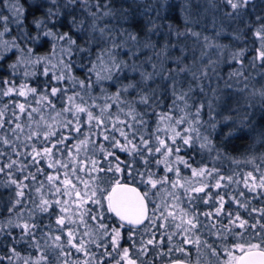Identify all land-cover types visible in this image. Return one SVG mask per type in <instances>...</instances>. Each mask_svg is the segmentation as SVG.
I'll return each instance as SVG.
<instances>
[{"label": "snow or ice", "instance_id": "snow-or-ice-1", "mask_svg": "<svg viewBox=\"0 0 264 264\" xmlns=\"http://www.w3.org/2000/svg\"><path fill=\"white\" fill-rule=\"evenodd\" d=\"M46 0H38V2L31 6L32 10L39 11L43 8ZM121 7L118 9L122 13V19L124 21L135 22L137 13L135 10L129 12L128 9L123 8L124 3H128L129 0H119ZM134 2V0H133ZM51 3L56 7V11H53L52 7H49L46 11L47 19L35 20L34 23L38 29L44 28L48 22L54 16L59 20L60 7H63L68 11V15L84 10L88 16L91 17V31L87 33L88 39L86 41L88 47H78L77 40L70 35L69 32L54 33L51 30L45 31L43 35L45 37H53V52L52 55L56 54V48L58 42H65L66 47L60 48L61 55H72V49L77 47L78 54L88 53L91 55V48L98 46L100 43L107 44L108 41H112L113 48H120L123 45L115 44V36L113 28L108 25L100 26L99 21H102L104 17L112 15L113 0H64L63 5H58L57 0H51ZM79 5V7H77ZM4 7L9 8L12 12V16L15 18L13 21H9V17L0 15V22H3L5 27L4 31L0 32V36L4 35V32L8 31L7 24L9 22L16 23L19 25L20 19L24 13V8L18 3V0L14 4H10L8 0H5ZM216 7L217 5H213ZM95 11H92V8ZM172 5H168V8H172ZM219 7L227 9L223 12V15L229 20H237L245 22V27L251 32L253 44H258L255 48L254 54L249 59L245 53L247 49H239L231 53V60L239 63L240 67L229 73L230 77L237 78V84L243 81L244 87L238 88L236 92L229 91L227 96L229 99L234 98L240 93L247 92L248 81L251 79V73L245 75L248 67L253 70L260 69L256 72V75L261 79H264V0H219ZM165 8V3L161 0H157V6H149L146 12H156V17L152 18L149 23L152 27L148 29L149 32L157 28L155 23L156 18L160 17L161 12ZM85 21L82 19L79 22L73 16L70 21V25L77 27L80 32H84L81 27ZM132 24L129 25L131 27ZM171 27V26H169ZM27 34L25 33V36ZM119 35L125 37L127 40H131L139 45V37L128 29H121ZM177 37H195L199 40L200 33L187 30L184 33L177 32ZM237 35L235 39H240ZM39 37H32L33 42L37 41ZM208 38L205 37V45H207ZM247 43V41H245ZM18 45H11V48H18ZM144 48H152L155 50V45L145 43ZM173 48L177 45H172ZM11 48L5 44L4 51H10ZM113 48H102L101 55L97 56L98 62H103L102 56H109L110 66L106 69L109 75L105 77L97 76V79H113L112 73H119L127 71L131 68L132 71H140L146 63L152 62V57H147L145 61H141L140 64L136 63V59H133L131 65L126 62L118 61L115 56H112ZM168 45H165L164 49L156 51L157 57H163L160 64V74L164 76V79L171 80V93L172 100L171 104L168 105L169 111L157 114V127L148 134L145 138V131L148 128V122L143 118L136 120L135 109L129 107V111L126 115L132 117L131 121H125L116 117L111 119L107 115L111 104L105 103L103 106L93 103L88 104L83 97H80L79 92H74L72 95H67L68 89L60 86H50V82L45 81L46 90L38 93L37 88L28 87L27 85H21L17 88L15 85L8 86L10 82L5 79L0 81V84L6 87L0 88V96L10 97L13 93H16L21 97H28L29 94L35 95L36 107H32L31 103L25 100L23 103L13 104V119H7L5 113L8 110L9 105L5 104L4 108L0 110V131L10 133L15 137L17 141H21L22 147L31 148V151L20 152L18 146L12 139H9L8 134L0 135V145L10 146L11 152H5L0 150V158L7 157V163H0V174H5L7 180H0V188L8 189L12 186L15 187L14 194H10L7 198L8 206L7 210L12 213L18 205L28 204L29 202L33 205L32 209L27 210V218L23 215L24 209L16 214V220L9 218L6 222L0 223V237L4 240H8L12 245L10 247L11 255L7 257H0V260L7 258L11 264L12 258L15 257L18 261H22V264H51L48 257V252L54 254L56 264H109V261L113 264H153L151 259L146 258L150 255L152 249L159 248L163 244V240H157V233L152 231V228L157 227V222L152 218L155 215L157 209H161V205H157L156 209H153L152 216H149L147 205L145 203L148 193L145 192L141 195L135 188H128L127 185L121 184L119 180L113 184L111 191L108 192L107 196H103V191L100 187L101 184L106 183L107 173H119L122 171L120 167V157L116 156L114 151L106 148L104 143L101 142L99 147H96V140L92 137L97 135L103 137V141H108L111 144V149L119 148L121 152H127L130 156H139L144 162V171L140 172L141 183L151 185L152 189H156L158 185H163L168 182L167 177H163L159 180L154 179V173L149 169L151 163V157L156 153H161L165 160L175 152L176 162L184 165L185 168H191L192 179L181 183L179 177L180 169H172L166 164L165 171H175L177 173V179L171 181V188L173 191L167 195L171 197L172 203H165L162 206L161 217L166 221L167 224H175V228L178 230L172 234H169L167 240L169 243L173 242V236H182L183 239L179 244L169 247L167 252H157L156 256L160 257L163 255H171L173 252H180L187 255L186 245H201L211 249L212 254L215 255V248L209 245L206 240H201L199 236L195 240L191 239V236L196 233L207 232L209 236L218 235L221 239L227 235H239L243 236L246 234L248 229L253 230V235H259L261 243L264 244V206L256 208L251 206V200L255 197L246 196L241 191L239 195L229 194L228 189L233 183H243L244 187L248 189V193H255L260 198L261 204L264 205V170L261 169L260 165H256L253 171H249L243 175V179H240V173L233 171L231 175H223L220 169L215 166L209 168L207 165L192 168L188 160L179 156L178 153L181 149L187 147L189 150H196L197 142H199V149L201 151L207 150L209 153L216 151V157H210L215 165L216 161L221 157L230 158L220 149H218L211 141L209 135H202L200 132V126H210L212 131L221 136V143L227 144L228 142L235 139H243L256 129V125L249 126V116L243 117L239 123L242 127L231 128L229 131L220 133L217 132V127L221 129L228 128L229 123L235 125L237 122L230 116H223L222 119L217 120V117L221 115L220 111L216 110V105L211 99L205 101L207 97V88L211 84L210 76L215 74L209 73L208 68L214 65V61L209 60L207 64H202L201 67H197L198 63H202L203 57L206 55L201 52V56L197 58L194 54L192 56V63L181 67L183 61L188 60V56L185 55L187 51L186 47L180 46V55L172 57L169 53L167 56L164 55ZM31 53V49H28ZM140 51V48H137ZM125 55L130 58H137L136 52L131 49L128 50ZM141 55L143 53L141 52ZM6 58L3 52H0V60ZM50 59V57H37V62L41 60ZM171 59L175 65L174 68L167 69L165 73L163 71V61ZM243 60H247L248 63H243ZM16 63L9 65L16 70L18 64ZM64 69L71 72V64L60 61ZM56 65H53L55 68ZM154 70L157 69V65L152 63ZM96 64H93L95 70ZM49 68L46 65L44 75L47 76ZM181 73L185 74V78L190 77V83L188 85V91L182 90L183 81L180 79ZM32 75V73L25 72V76ZM141 80H150L153 74H145L140 71ZM67 79L71 82L72 86L78 83L81 89H91L92 84H85L83 80H77V78L68 75L65 76L63 72L60 75H56L53 72L52 80L64 81ZM209 79V85H204L202 82ZM193 83L199 88L200 93H204L201 100L204 102L198 105H189L188 101H195L196 97L192 95ZM259 83V81H257ZM224 87L231 90L233 85L225 82ZM128 89H137V85L129 83L124 87L123 90L117 91L111 97H105V100H112L115 102L119 101V96L122 92H127ZM212 96L216 97L217 88L211 89ZM259 95L264 99V84L259 89ZM165 96H167V89L165 90ZM66 98L65 106L57 111L52 98ZM80 97L81 103L76 102V98ZM137 98L139 104L150 107L154 112L160 103H166L161 101L156 96V90L146 93L137 91ZM219 99V97H216ZM10 103H12L10 101ZM183 104V108H181ZM195 107V113L186 112L185 115L175 116L172 114L173 110L183 112L185 109ZM45 108L55 112V116L51 117V123L48 122V118L45 116ZM94 108H99L100 115H96L93 111ZM206 109L208 120L203 121L200 119L202 111ZM223 109L233 111V107L229 104L228 100L223 101ZM18 110V111H17ZM119 111L123 112V108H119ZM238 111V109H236ZM39 115V120L35 119V115ZM64 114H70L71 119H67ZM83 114V116H82ZM27 117V124L22 123L23 117ZM192 116L194 118L189 119ZM64 117L63 119H58ZM86 117V118H85ZM109 120H111V127H109ZM169 122L166 129H161L160 124L163 122ZM15 124L14 127L6 128L5 125ZM53 124H58L60 128L67 129L68 134L65 135L60 133L59 138L53 142L52 138L57 136V130L53 128ZM187 124V127H183ZM35 125V129H33ZM84 125H87L85 131ZM28 128V133L25 134V127ZM178 127L182 128V131L177 130ZM261 129H264V124L260 125ZM247 128V131L245 129ZM95 129V131H94ZM161 131H164L165 136L159 135ZM73 133L75 136H73ZM115 133L119 134V137L123 138L124 143L121 144L119 138ZM83 136V139H78L76 143L69 146L66 141L69 139H76L79 136ZM42 136V139H41ZM137 136L139 139L137 140ZM35 138V142L33 140ZM177 138L182 143L177 145ZM260 141L264 142V131L260 132ZM169 141L171 143H169ZM37 144L43 145L42 149L37 148ZM91 147L92 156L88 155ZM104 153V158L114 157L117 163L114 166H110L107 169L98 167V161L94 158L96 152ZM67 152V157L63 156V153ZM11 153H15L17 159H12ZM59 154L62 158H56ZM83 154V159L80 157ZM31 157L27 162L19 159L20 156ZM48 161V168L55 171L56 174H46L45 169L39 167L41 161ZM261 160L264 161V155L261 156ZM165 161L157 160L156 163L160 164ZM253 160H249L248 163H252ZM233 163L238 164V160H233ZM36 166V172L29 170V166ZM59 166V167H57ZM125 168L129 170V174L133 175L135 179V172L137 171L131 165H125ZM60 169H63V178H61ZM259 173L257 177L254 175ZM14 173H19L23 178L17 179L14 177ZM26 173V174H25ZM44 175V180H37V174ZM80 173H85L87 179H84ZM104 173L105 175H100ZM147 179H143L144 176ZM206 178L215 179L214 184L207 182ZM30 181V183H25ZM75 181V182H74ZM197 182L201 186H194ZM79 185H83L80 188ZM177 188L184 189L183 197L176 193ZM97 193L101 195L98 196ZM125 193H132L134 197H128ZM203 194V195H201ZM51 197L53 198H49ZM227 195V200L225 196ZM63 197V198H62ZM186 198V199H185ZM38 201V202H37ZM107 202L106 211L114 213L115 216L119 217L121 224L119 227L109 229L104 224L105 213L102 210L94 211L93 208L88 205H97L100 209H103L104 202ZM203 203L205 207L211 208V211H196L193 205ZM4 200L0 199V204H3ZM185 204V206H181ZM235 204L236 209L226 211V207L231 208V205ZM218 205V206H217ZM58 208L59 212L54 213L51 209ZM243 209L247 213V219L242 218V214L239 211ZM45 213L49 217V222L44 224L40 222L39 217L36 213ZM55 214L54 224L51 222V217ZM203 217L204 219H201ZM227 220V224L222 221ZM254 222L250 223V221ZM176 221H179L178 223ZM146 222L151 224V228L146 225ZM127 225V228H125ZM166 225L161 224L159 228H164ZM143 227L144 232H151V238L141 239L139 241V247L137 248L136 243L133 242L128 247L121 248L122 233L121 228H125L128 233V239L133 240L139 233V229ZM45 228L47 231H45ZM12 229H19V235L13 234ZM241 230L237 233L235 230ZM102 233L103 237H110V240L99 238ZM160 236L163 237L164 233L161 232ZM41 241H44L43 245ZM3 241H0L2 244ZM27 244L28 248L36 249L40 255L38 258H33L31 255L21 256L16 251L15 245ZM95 246L97 251H92V246ZM241 252L239 257H232L234 264H264V251L254 252L252 249L259 247V245H250L249 248H245L242 244L235 246ZM83 255V259L77 257L73 259V251ZM231 255V253H230ZM135 256V258H133ZM173 264H181L179 261L173 262Z\"/></svg>", "mask_w": 264, "mask_h": 264}, {"label": "rangeland", "instance_id": "rangeland-1", "mask_svg": "<svg viewBox=\"0 0 264 264\" xmlns=\"http://www.w3.org/2000/svg\"><path fill=\"white\" fill-rule=\"evenodd\" d=\"M133 2V0H131ZM139 3L137 4V6H146L149 7V0H136V2ZM4 2L5 0H0V15L3 16H7L9 17V21H13L15 18L12 16V12L9 10V8L4 7ZM8 2L10 4H14L16 2V0H8ZM161 2L165 3V8L163 11L166 12H173L174 14L171 16H169L168 18H164V20L159 19V21L155 22L156 25L159 26V28L157 27L156 29H154L153 31L149 32L148 29L152 27L151 23H149L148 21H144V23L142 22V25H144V33L141 32H137L135 29L130 30V32H132L133 34L137 35L139 37V45H137L136 43H134L131 40H127L125 37L122 36V38H120L117 34H115L113 32V35L115 36V44L116 45H123V47L120 48H113V44L112 41H108L107 44L104 43H100L98 46H93V52H91V55L89 56L88 62L89 65H91L87 70L88 76H89V81L86 82V80L83 78H78L75 75V66L74 64H76V62L73 60V57H75L76 55V49L75 47L72 49V55L68 56V55H61L60 53V48L62 47H66V43L65 42H58L57 44V48H56V54L53 56L52 52H53V37H45L44 35L39 36L40 34H35V33H26L27 35L25 36V31L24 29H21V25L26 26V24H30L32 25L35 29H38L34 23L35 20H39V19H47L46 16V11L43 8H49L52 7L53 11H56V7L52 6L51 4V0H46V3H44L43 8L40 11H37V13H32V14H25L23 13L21 19H20V23L19 25H17L16 23L13 22H9L7 24V28L8 31L4 32L3 36H0V52H3L5 56L10 57L12 56V54H14V52L16 53V48H11V45L15 44L20 46V57H18V60L20 61L19 64H23V72H21L22 70L19 71V73L15 72L16 75H18L17 78H12V77H5L4 79H0V81H3L5 79H7L10 84L8 86L11 85H15L17 88H19L21 85H27L28 87H33V88H37L38 89V93L40 91H44L46 90V85L45 84H40V85H36L35 82H32V80H30L29 76H25V72H30L33 74V71H35L36 69L40 70L44 73L45 71V66L47 65L49 68V73L47 75V78H49L50 82V86H60L63 88H67L68 92L67 95H72L74 92H79L80 93V97H83L85 101H87L88 104H92L93 103V98L95 100V104L97 105H101L103 106L106 102L108 101H112V100H105V97H111L114 94L117 93L118 89L122 90L121 87L119 85H115L114 84V79L122 74L128 73L131 70V68H129L127 71H123V72H119V73H112L113 79H97V76L99 75L100 77H105L107 75H109V73L107 71H105L104 69L108 68L110 66L109 63V56L108 55H103L102 56V60L103 62H98L97 61V56L101 55V49L108 47V48H113L111 55L115 56L116 59L118 61H123V62H131L130 65L133 62V59H136V63L140 64L141 61H145L147 57H152V62L151 63H146V64H150L152 65V63H155L157 65V61L155 60H159V62H161V60L163 59V57H157L156 56V51L164 49L165 45H168V48H172V49H176L174 54L171 53L172 57L177 56V53L180 55V51L179 48L180 46H184L186 47L187 51L185 52V55L188 56V60L183 61V63L181 64V67H184L187 64H191L192 63V56L193 54L199 58L201 56V52L205 53L206 55L203 57L202 59V63H198L197 67H201L202 64H207L209 60L214 61V65L210 66L208 68L209 73L213 72V68L215 69V74H212L210 76V80H211V84L210 86L207 88V92H211L212 88H217V93H216V97H220L221 94H223L224 92L228 93L229 91L232 92H236L238 88H243L244 84L243 81H241L239 84H237V78L236 77H230L229 73L236 71L240 65L239 63L231 60V53L234 51H238L239 49H247L245 55L250 59L251 55L254 54L255 48L258 47V44H253L252 40L254 39L251 36V32L248 31V29L245 27V22H240L237 20H229L227 19L224 15L223 12L227 11V9L224 8H220L219 7V0H161ZM183 2L184 7H183ZM18 3L23 6V2L21 0H18ZM94 3V1H93ZM155 4H157V0L154 1ZM166 3H168V5H172L173 7L170 9H166V6H168ZM217 5L216 7H214L213 5ZM151 6V4H150ZM186 6V7H185ZM79 7V5L77 6ZM24 8V6H23ZM92 11H95V8L93 7L91 9ZM178 12V13H177ZM165 13V12H164ZM177 14V15H176ZM73 16L77 19V21L79 22L80 20H91V17L88 16L86 11H82V12H75L73 13L71 16H65L62 13L59 14V20H48L46 26L44 28H40L38 29L39 31H37L38 33L45 32L48 30L53 31L54 33H63V32H69L70 35L73 36L74 39L77 40V46L81 41V38L83 37L85 39V41H87L88 36H85V32H80L77 27H73L70 25V21L73 18ZM176 18H174V17ZM65 17V18H64ZM162 17V16H161ZM149 18V17H147ZM92 21V20H91ZM104 22H100L99 25L102 27L104 25H108L110 28H115V26H119V28H122L124 26V22H115L113 20H103ZM89 25L91 26V22L89 23ZM171 26V27H169ZM232 26V27H231ZM4 23L0 22V32L4 31ZM88 26H85V28H87ZM23 28V27H22ZM187 30H191V31H195L200 33V39H201V46L200 47H196V48H191L190 47V39L193 37H177L176 33L180 32V33H184ZM234 30V31H232ZM85 31V29H84ZM239 35L241 38L240 39H235V37ZM39 37V39L35 42H33L31 40L32 37ZM205 37L208 38L207 40V45H205ZM223 38H226V40H224ZM28 40V41H25ZM247 41V43L245 42ZM144 42V43H143ZM151 43L153 45H155V50L152 48H144L143 45L145 43ZM26 43V45L24 46L23 44ZM7 44L11 50L10 51H4V45ZM23 45V46H22ZM31 45L35 46L32 47ZM50 45V47H49ZM172 45H177V47L173 48ZM140 48V51H137V48ZM28 49H31V53L28 51ZM52 51H51V50ZM131 49L133 52H136V57L130 58L129 56L125 55V53L128 52V50ZM50 50V54L48 53ZM18 52V51H17ZM141 52L143 53V55H141ZM18 54V53H17ZM25 54V55H24ZM31 54V55H28ZM169 53L167 52V50L165 51L164 55L167 56ZM178 55V56H179ZM50 57V59H46V60H41L39 62H37V57ZM157 58V59H156ZM17 59V57H16ZM64 61L65 63H69L71 64V72H68L67 69L63 68V65L60 64V61ZM165 62V63H164ZM96 64V68L95 70L93 69V64ZM243 63L247 64L248 61L247 60H243ZM53 65H56L55 68H53ZM78 68H81V70L83 72H85V67L82 65H77ZM175 65L172 63L171 59L168 60H164L163 61V71L166 73L167 69L169 68H174ZM3 70H5L6 72L9 71L8 67H3ZM260 71V69L257 70H253L251 67H248L245 75H247L248 73H251V81L257 86L260 87L262 84H264V79H261L259 76L256 75V72ZM36 72V71H35ZM53 72H55L56 75H60L62 72L65 76L71 75L75 78H77V80H83L85 82V84H92L91 89H81L79 84L77 83L75 85V87L72 86L71 82L68 81L67 79H65L64 81H55L52 80V75ZM182 77L184 80L181 87L183 91H188V85L190 83V77L185 78V74L181 73ZM257 81H259V83H257ZM105 82H107L108 84H110V86H104V84H106ZM225 82L231 83L233 85L232 89H226L224 87ZM204 85H209V79H206L202 82ZM96 84L98 87H100V89L98 90L96 87ZM99 84V85H98ZM171 84L172 81L170 80L167 84L162 85L159 92L156 94V96L159 97V99L161 101H165L166 103H160L158 105V107L155 109V112L153 110L149 111L146 107V109L143 111H139L136 112V108L134 106V102L133 100H135L136 102L138 101L137 98V92L135 94H127V92H122V94L119 96V101L121 102L119 105L117 106H113L112 108L110 107L108 110L107 115L109 117H111V119H115L116 117H119V119L121 120H125V121H130L132 120V117L126 115L129 111V107H133L135 109V114H140L139 119L143 118L145 119L149 125L153 124L154 129L157 127V114L162 113V112H168L169 111V107L168 105L171 104V98H172V93H171ZM6 87L3 84H0V88ZM167 89V96H165V90ZM133 90V89H132ZM137 90V89H136ZM137 91H142V92H146L147 90H137ZM149 93V92H148ZM192 95L196 97L195 101L193 100H189L188 103L189 105H193L196 104L198 105L199 103L203 102L201 100V97L204 96V93H200L199 88L195 86V84L193 83V92ZM80 97L76 98V102L77 103H81V99ZM213 97V96H212ZM216 97H213V101L218 100ZM0 98L2 99V101L0 102V110H2L4 108L5 104H8V110L5 113V117L7 119H13L14 117L12 116V112H13V104L14 103H23L25 102V100L27 99L28 102L31 103L32 107H36V103H35V95L33 94H29L28 97H21L18 96L16 93H13L10 97H3L0 96ZM236 101L239 103L238 104V108H236V106L234 105L233 107V111H228V110H224L223 113H221V115L219 116V119H222L223 116H229V113H236L237 110L239 109V112L246 114L247 116L253 117L255 112L259 118L261 112H264V99H262L259 96L256 97H251L249 95V92L247 90V92L244 93H240L238 95L235 96ZM53 103L55 104L56 110L59 111L61 110L65 104H66V98L65 97H60V98H52ZM10 101L12 103H10ZM145 106V105H144ZM119 108H123V112L119 111ZM181 108H183V104H181ZM187 110H189L191 113H195V107H190L189 109H185L183 112L180 111H176L173 110L172 114L175 116H180V115H185L186 112H188ZM206 110V109H205ZM204 110V111H205ZM221 110V109H220ZM18 111V110H17ZM94 113L96 115H100V111L99 108H94L93 109ZM204 111H202L201 113V117L200 119L205 121V113ZM251 115H248L249 112H251ZM221 112V111H220ZM45 116L48 118V122L51 123V117L55 116V112L51 111L50 109L45 108L44 110ZM207 113V112H206ZM35 115V114H34ZM67 115V119H71V115L70 114H66ZM83 116V114H82ZM245 116L242 117H238L235 118L234 120H236V124L232 125L229 124V128L231 129L232 127L235 128H239V121ZM39 115H35V119L39 120ZM64 117H59L58 119H63ZM86 118V117H85ZM136 118V116H135ZM194 117L190 116L189 119H192ZM130 119V120H129ZM136 118V120H139ZM208 119V116H207ZM22 123L27 124V117L24 116L23 119L21 120ZM169 122L165 121L163 123L160 124V128L161 129H166L168 127ZM15 124L13 123L12 125H5L6 128L8 127H14ZM109 127H111V120H109ZM183 127H187V124H185ZM53 128H55L57 130V136L53 137L52 140L53 142H55L56 139L59 138L60 133H63L65 135L68 134V130L67 129H62L59 127L58 124H53ZM208 129L209 130V126H204L201 125L200 126V132L202 135H207L205 132L203 131V129ZM33 129H35V125H33ZM84 129L85 131L87 130V125H84ZM206 129V130H207ZM229 129V130H230ZM177 130L182 131L181 127H178ZM228 130V129H227ZM226 130V131H227ZM25 134L28 133V128L27 126L25 127ZM95 131V129H94ZM219 131V130H218ZM217 131V132H218ZM261 131H264V129H261ZM151 132H148V134ZM3 134H8L9 139H12L14 141V143L17 144L18 146V150L20 152H25V151H31V148H25L20 146L21 145V141H17L15 139L14 136H12L10 133H5L0 131V135ZM114 135L117 136V138L120 139L121 144L124 143L123 138L119 137L118 133H115ZM159 135H161L162 137L165 136L164 131H161L159 133ZM213 135V137L215 136V138L211 139L212 143L218 148L220 146V139L219 137L213 132V134H211V136ZM73 136H75V134L73 133ZM94 140H96V147L98 148L100 143L103 142L104 146L108 149H110L111 151H114L116 156L120 157V161H122V163H120V167L122 168V171L119 173H107L106 174V179H107V183H105V186L100 185V187L102 189H105L103 191V196H107L109 190L111 189V187L113 186V184H115V182L117 180H119L120 182H125V183H129V184H133L136 187H138L140 189V191L144 194L145 192L148 193V197H147V201L149 202V216H152V212L153 209L157 208V205H161V209H157V211L155 212V215L152 216V218L154 220H156L157 222V227L156 228H152V231L156 232V239L157 240H163V244L156 249H152L150 251V255L146 258H141V259H151V261L153 262V264H164L166 261H163L165 256H167V259L172 255H163L160 257L156 256L157 252H167L169 247H173V245L175 244H179V242L183 239L182 236H173V242L169 243L167 240V237L169 234H172L176 231H178L175 228V224H167L166 221L161 217V210H162V206L167 203V204H171L172 200L171 197L168 196L167 194L172 190L171 188V181L176 180L177 177V173L173 170L171 172H167L165 171V167L166 164L168 166H170L172 169H176L179 168L180 172H179V177L181 178V183H185L186 181H189L192 179V172H191V168H185L184 165L179 164L176 162V153L174 152L172 156L167 157V159L165 160V157L161 154V153H156L154 156H152L151 159V163L149 164L151 166V171L155 174L154 175V179H161L163 177H167L168 178V182L166 184L163 185H158V187L156 189H152L151 185H145L143 183H141V176H140V172H143L144 170H141L140 168H136L137 170V174H135V179L133 178V175L129 174V170L127 168H125V165H131L133 167V164H131V159H133V156H130L127 152H121L119 150V148L116 149H111V144L108 141H103V137L102 136H95L92 137ZM145 138H146V134H145ZM42 139V136H41ZM78 139H83V136H79L76 139H69L68 141H66V143L69 144V146H71L72 144L76 143ZM139 139V137L137 136V140ZM34 142H35V138H33ZM169 143H171L169 141ZM180 143H182V141L177 138V145H179ZM199 144V142H197ZM219 145V146H218ZM43 145L41 144H37V148L38 149H42ZM0 150H3L5 152H11L10 146L8 145H0ZM204 155L206 156V159L204 161L201 162H197V163H193V158L195 156H191L187 153L186 148L181 149V151L178 153L179 156L183 157L185 160H188L189 163L191 164L192 168H199L202 166L207 165V167L211 168L213 166H215L216 168L220 169V172L223 175H231L232 172L228 171V170H223L224 167H239V171L238 173H240V179H243V175L249 171H253L254 167L252 164H248L247 161H243V159L241 158H226V159H219L216 161L215 165H213V161L210 159V157H216L215 152L216 151H212L211 153H209L207 150H203ZM12 155V159H17L15 153H11ZM89 156H92L93 153L91 152V147L89 149L88 152ZM64 157H67V152L63 153ZM139 157V156H137ZM56 158H62L59 156V154H57ZM81 159H83V154L80 157ZM94 158L98 161V167L107 169L110 166H114L117 161L115 160L114 157H109L108 159L104 158V153L102 152H96L94 155ZM131 158V159H130ZM136 158V157H135ZM140 158V157H139ZM20 160L27 162L28 160L31 159V157H26V156H20L19 157ZM157 160H161V161H165L162 162L160 164H157L156 161ZM233 160H238L239 163L235 164L233 163ZM7 157H3L0 158V163H7ZM136 164L138 163L137 161H135ZM39 167H42L45 169V175L46 174H56L55 171L51 168H48V161L44 160L41 161L40 164L38 165ZM59 167V166H57ZM261 169L264 170V163L261 166ZM29 170L32 172H36V166H29ZM140 170V171H139ZM244 170V171H243ZM26 174V173H25ZM60 174H61V178H63V169H60ZM79 175H81L84 179H87V175L85 173H80ZM100 175H105L104 173H100ZM254 175H256L257 177L259 176V173H255ZM0 176H2V178L4 179V181L7 180V176L5 174H0ZM14 177L17 179H22L23 177L19 174V173H14ZM42 177V178H41ZM44 180V175L41 174H37V180L40 181ZM143 179H147V176L145 175L143 177ZM207 182L210 184H214L215 183V179L213 178H206ZM75 182V181H74ZM25 183H30V181H25ZM194 186L199 187L201 186V184L199 182H197ZM80 188H83V185H79ZM236 188L243 191L246 196H253L255 197L254 199L251 200V206H253L254 201L259 200L260 198L258 196H256L255 193L249 194L248 193V189L244 187L243 183H233L232 185H230L229 189L227 190L230 193L229 194H238V192H236ZM12 192H15V187L12 186L11 187ZM176 193L178 195H180L181 197H183V192L184 189L182 188H177ZM240 191V192H241ZM232 192V193H231ZM98 196H100V193H97ZM203 195V194H201ZM49 198H53L50 197ZM63 198V197H62ZM186 199V198H185ZM225 199L227 200V195L225 196ZM38 202V201H37ZM22 205V204H21ZM18 205V206H21ZM10 206V205H9ZM182 207L185 206V204L182 203L181 205ZM218 206V205H217ZM88 207L93 208L94 211L97 210H102L105 213L104 216V224H106L109 229L114 228V227H119V225L121 224V221L113 214V213H109L106 211L107 209V202H104V207L103 209H100L99 206L97 205H88ZM193 207L195 208L196 211L199 212H203V211H211V208L205 207L201 202H199V204L197 205H193ZM262 207V206H261ZM236 209V205L232 204L231 208L226 207V211L229 210H234ZM16 210V209H14ZM50 211H53L54 213H58L59 209L58 208H54L51 209ZM242 214V218L247 219V213L244 212L243 209L239 210ZM27 210H24L23 215L25 216V218H27L26 215ZM39 213V212H38ZM47 215V214H45ZM53 220L55 221V214L52 216ZM201 219H204L203 217H201ZM6 219H2V217H0V223L2 222H6ZM177 223L179 221H176ZM254 222L253 220L250 221V223ZM222 223L227 224V220L222 221ZM161 224H165L166 226L164 228H159V225ZM146 225L151 228V224L146 222ZM125 228H127V225H125ZM125 228H121V233H122V239H121V248L123 247H128L129 245H131L133 242L136 243L137 248L139 247V241L141 239H149L151 238V232L145 233L144 232V228L141 227L139 229V233L135 236L134 241L133 240H129L128 237V233L125 230ZM45 231L46 228H45ZM237 233H239L241 230L236 229L235 230ZM163 232L164 236L161 237L160 233ZM197 236H199V238L201 240H206L207 243L209 245H212L215 248V252L216 254L213 255L212 251L210 248L204 246L203 244L201 245H196V244H192V245H186L187 246H192L193 247V251H189L187 250V259L186 260H190V261H194V262H198V263H202V264H234V262L232 261V257H239L241 255V252L238 248H236L235 246L237 244H242L244 245V247L247 249L249 248L250 245H259L258 248H261L264 250V244L261 243V238L259 235H253V230L252 229H248L246 231V234H244L243 236H239V235H227L225 234L224 238L221 239L220 236L218 235H211L209 236L207 234V232H202V233H196L195 235L191 236V239L195 240L197 238ZM255 239V241H252L251 243H248L249 240L251 238ZM99 238H103L105 240H110V237H103L102 233L100 234ZM42 244V243H41ZM187 249V248H186ZM74 255H73V259H76L77 257H80L81 259H83V255L80 253H75V250H72ZM92 251H97V249L95 248V246H92ZM35 254H29L31 255L34 259L38 258L40 253L35 249ZM180 253V252H177ZM231 253V255H230ZM21 256H28V255H24L21 254ZM2 257V256H1ZM133 258H135V256H133ZM12 259H14L16 262H21L18 261L15 257H13ZM185 259V258H183ZM4 260V259H2ZM1 260V261H2ZM50 260V258H49ZM109 264H113V262L109 261ZM139 264V261H138Z\"/></svg>", "mask_w": 264, "mask_h": 264}, {"label": "trees", "instance_id": "trees-1", "mask_svg": "<svg viewBox=\"0 0 264 264\" xmlns=\"http://www.w3.org/2000/svg\"><path fill=\"white\" fill-rule=\"evenodd\" d=\"M21 1L23 2L24 13L26 15L27 14H32V13H37V11L34 12L32 10L31 6H34L38 2V0H21ZM93 1L95 3V0H93ZM154 1H156V0H149V6H150V4H151V6H157V4L154 3ZM63 2H64V0H57V4L58 5H63ZM138 3H139V1L136 2V0H134V2H132L131 0H129L128 3H124L122 5V7L128 9L129 12H132L133 10H135V12L137 13V18H136L134 23L131 22V21H124L122 19V13L118 10L121 7V4H120L119 0H113L112 15L103 18V20H113L115 22H124V26L122 28H119V26H115V28H114V30H115L114 33L117 34L120 38H122V36L119 35V31L121 29H128V31L135 29L137 32L144 33V25H142V22L143 23H144V21H148L149 22L152 18L156 17V12L155 11H152L151 13H148V12H146V9L148 7H146V6H137ZM166 4L168 5V3H166ZM184 4L185 3L183 2V4H182L183 7H184ZM52 6H53V4H52ZM43 9L45 11H47V8H43ZM166 9L168 10L170 8H168V6H166ZM68 11L69 10H66L63 7H60L59 14L62 13L63 15L67 16L68 15ZM82 11H84V10H80L79 12H82ZM173 14H174V11L173 12L162 11L161 14H160V17L156 18L155 22L156 21L158 22L159 19L164 20V18H168L170 15L172 16ZM68 16H71V15H68ZM147 17H149V18H147ZM174 18H176V17H174ZM52 20H57V18L54 16L52 18ZM103 20L99 21L98 23L104 22ZM90 22L92 23L91 20H86L84 25L81 26L83 29H85V31H84L85 32V36H87V33H89L91 31V26L89 25ZM130 24H132L131 27H129ZM21 26L23 27V28L21 27V29H24L25 33L40 34L39 36H42L43 33H44V32H42V34L38 33L37 31H39V30L35 29L29 23L26 24V26H24V25H21ZM85 26H88V27L85 28ZM157 27L159 28L158 25H157ZM232 31H234V30H232ZM223 39L226 40V38H223ZM25 41H28V40H25ZM189 43H190V47L191 48H196V47H200L202 42H201L200 37H199L198 41H197V39L195 37H193V38L190 39ZM23 45L25 46L26 43H24ZM31 46L35 47L33 45H31ZM49 47H50V45H49ZM78 47H88V45H87V43H86V41H85V39L83 37L81 38V41L78 44ZM75 49H76V55H75V57H73V60L76 62V64H74V66H75V68H74L75 69V75L78 78H82V79L84 78L86 80V82H88L90 79H89L87 70L90 69L89 67L91 66V65H89V62H88L89 54L88 53L78 54L77 47H75ZM50 50L48 52L49 54L51 53ZM176 50H177V48L176 49L167 48V52L170 53V54L171 53L174 54ZM20 52L21 51H20V46H19L18 48H16V53L14 52V54H12V56L7 57V56L4 55L6 58L0 60V79L1 78L4 79L5 77H12V78L15 77V78H17L18 75L20 74L19 71L22 70L21 72H23V70H24V68L22 66L23 64H18L16 70H13V68L9 66V65H12V64L17 62L18 57H20V55H21ZM91 52H93V48H91ZM28 55H31V54H28ZM178 55L179 54L177 53V56ZM16 57H17V59H16ZM155 61H157L156 62L157 63V69L156 70H154L152 65H150V64H144V66L140 70V71H143L145 74H153L152 78L150 80L142 81L141 80L140 71H130L128 73H125V74L117 76L114 79V84L115 85H119L121 87V89L123 90L124 87L126 85H128L129 83H134V84L137 85V90H147V93L148 92L150 93V92H152L153 89H155L156 90V94H157L159 92L161 86L167 84L170 80L164 79V76L162 74H160L159 70H160L161 62H159L158 59L155 60ZM127 63L130 65L131 62H127ZM77 65L84 66L85 67V72H83L81 70V68H78ZM3 67H8L9 71L6 72L5 70H3ZM35 71H33V74L29 76L30 77L29 79L32 80V82H35V84L37 86L40 85V84H45V81H49V78H47V76H45L41 70H40V72L37 69ZM15 72H17L19 74L16 75ZM180 79L184 80L183 77H182V74L180 75ZM105 83H106V84H104L105 87L106 86H108V87L110 86V84H108L107 82H105ZM96 87H97L98 90L100 89V87H98L97 84H96ZM137 90L128 89L127 94H131V93L135 94L137 92ZM212 98H213L212 94L210 92H207V97H205V101L208 100V99H211L213 101ZM226 99L228 100L229 104L232 107H234V105H235L236 108H238V104L239 103L236 101V98L234 97L232 99H229L228 96H227V93L224 92L223 94H221V96L219 97L218 100L213 101L214 104L216 105V110L217 111H221L220 109L223 108V101L226 100ZM1 101H2V99L0 98V102ZM133 102H134V106L136 108V112H138V110L139 111H141V110L144 111L146 109V106H144L142 104H139L138 101L136 102L135 100H133ZM106 103L111 104L112 105L111 108H112L113 106L115 107V106L119 105L121 102L120 101H118V102L108 101ZM147 109L149 111L152 110L150 107H148ZM224 110H227V109H223L221 111V113H223ZM187 111L189 112V110H187ZM204 113H205V121H207L208 119H207L206 110L204 111ZM251 113H252V111L249 112L248 115H251ZM64 116L67 117L66 114H64ZM139 116H140V114H137L136 118L139 119ZM229 116L232 117L233 119H235V118H238V117L246 116V114L239 112V109H238V111L236 113H234V112L231 113V114L229 113ZM218 119H219V117H217V120ZM229 124H231V123H229ZM248 124H249V126L256 125V129L251 133V135L246 136L243 139L232 140V141L228 142L227 144H222L221 143V136L217 135L219 137V139H220V146L219 145L218 146H219L220 150L223 153H225L228 157L241 158V159H243V161H247V162L249 160H253V162L250 163V164H252L253 167L255 168L256 165L262 166L263 163H264V161L261 160V156L264 155V142H261L260 138H259L260 130H261L260 125L264 124V112H261L259 118H258V116H257V114L255 112L254 116L250 117V120L248 121ZM239 125H240V123H239ZM240 127H242V125H240ZM206 129H203V131H206L205 133L210 136V139L215 138V136L214 137H213V135L211 136V134H213L212 129L211 128H209V130L208 129L206 130ZM229 129H230L229 127L221 129L219 127V125L217 127V131L219 130L218 132H220L221 134L224 133V132L229 131ZM153 130H154L153 124L152 125L148 124V128L146 130H143V131H145L146 138L148 137V132H152ZM245 131H247V128L245 129ZM185 148H186L187 153L189 155L195 156L193 158V161H194L193 163L201 162V161H204L206 159V156L204 155V152L199 149V144L198 143L196 145V150L195 151L189 150L187 147H185ZM215 154H216V152H215ZM132 158L133 159H131V158L130 159H131V164H133V168L134 169H136V168L139 169L140 168L141 170H145L144 169V162H143V160L141 158H139V157H136V158L132 157ZM220 159H226V158L221 157ZM135 161H137L138 163L136 164ZM148 167H149V169H151L150 165ZM223 170H225V171L228 170V171H230L232 173H233V171H235L237 173L240 172L239 171V167H235V166L234 167L233 166L232 167L231 166L230 167H224ZM135 174H137V171L135 172ZM0 180H4L2 178V176H0ZM106 183H107V179H106ZM102 186H105V183L101 184V187ZM240 191L241 190L236 188V192L239 193ZM228 193H230V190H229ZM10 194H14V192H12V190H11V187L8 188V189L0 188V199L4 200V203L0 204V217H2V219H6V220L11 218V219H13V221H15L16 220V214L18 212H20L21 209H24V210L32 209L33 205L30 202L28 204H22L21 206H17L16 210H13L12 213H9L8 210H7L8 206H9L7 204V198L9 197ZM236 195H238V194H236ZM148 204H149V202H148ZM261 206H264V205H262L261 202H259V200L254 201L253 207L260 208ZM26 215H27V212H26ZM36 216L39 217L40 222H42L44 224H47L49 222V217L47 215H45V213H38L37 212ZM51 222L54 224L53 217H51ZM12 231H13L14 235H16V236L19 235V232H20L19 229H12ZM0 241H3V243L0 244V257L1 256L2 257L10 256L11 252H10L9 249H10V247L12 245L9 243L8 240H4L3 237H0ZM252 241H255L254 237L251 238L248 243H251ZM41 243L43 245L44 241H41ZM15 248H16V251L19 252L20 254H24V255H29L31 253L35 254V252H34L35 249L28 248V245L24 244V243L15 245ZM186 248H187V250H189L191 252L193 251V247L192 246H187ZM48 257L50 258L51 264H56V261H55V258H54V254L52 252H48ZM173 258H185V259H187V256L184 253L173 252L172 255L168 259H167V256H165L163 261H166V260L168 261V260L173 259ZM0 264H10V262H9V260L7 258H5L2 261L0 260ZM11 264H22V261L21 262H16L14 259H12Z\"/></svg>", "mask_w": 264, "mask_h": 264}, {"label": "water", "instance_id": "water-1", "mask_svg": "<svg viewBox=\"0 0 264 264\" xmlns=\"http://www.w3.org/2000/svg\"><path fill=\"white\" fill-rule=\"evenodd\" d=\"M121 184L127 185L128 188H135L137 190V192H139L141 195H143V193L140 191V189L138 187H136L135 185L129 184V183H125V182H121ZM110 191H111V189L109 190V192ZM124 195H126L128 197H134V194H132V193H125ZM145 203L147 205L148 214H149V205H148L147 199H146ZM117 218L119 219V217H117ZM252 251L260 252V251H264V250L257 247L255 249H252ZM175 261H179V262H181V264H202V263H198V262H194V261H190V260H186V259H182V258H173V259H170V260L166 261L164 264H173V262H175Z\"/></svg>", "mask_w": 264, "mask_h": 264}, {"label": "clouds", "instance_id": "clouds-1", "mask_svg": "<svg viewBox=\"0 0 264 264\" xmlns=\"http://www.w3.org/2000/svg\"><path fill=\"white\" fill-rule=\"evenodd\" d=\"M261 88V86L260 87H257L252 81H251V79L248 81V92H249V95L251 96V97H256V96H259V97H261L260 95H259V89ZM262 98V97H261Z\"/></svg>", "mask_w": 264, "mask_h": 264}, {"label": "flooded vegetation", "instance_id": "flooded-vegetation-1", "mask_svg": "<svg viewBox=\"0 0 264 264\" xmlns=\"http://www.w3.org/2000/svg\"><path fill=\"white\" fill-rule=\"evenodd\" d=\"M183 259V258H182Z\"/></svg>", "mask_w": 264, "mask_h": 264}]
</instances>
